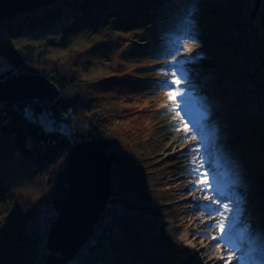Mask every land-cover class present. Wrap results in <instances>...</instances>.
<instances>
[{"label":"trees","instance_id":"trees-1","mask_svg":"<svg viewBox=\"0 0 264 264\" xmlns=\"http://www.w3.org/2000/svg\"><path fill=\"white\" fill-rule=\"evenodd\" d=\"M158 2L59 0L0 21V79L41 75L58 91L50 104L0 103L3 210L16 191L24 197L21 208L8 211L2 221L0 254L7 264L45 263L46 234L61 207L76 143L95 142L108 155L111 198L71 264H140L150 233L145 216L154 214L149 203L158 198L147 190L163 185L169 170L181 176L197 172L195 165L161 156L180 115L187 120L194 110V122L200 119L222 140L231 135L238 144L237 138H244V148L247 143L264 148V10L256 24L252 14L233 17L213 5L201 6L209 35L168 63L167 83L156 54L173 46L162 39L172 35L157 29ZM224 21L246 24L247 31L221 42ZM184 55L196 60L184 63ZM171 82L177 94L187 93L179 111L161 95ZM234 156L224 164L223 179L214 177L220 179L216 185L248 177L250 170L239 171L247 164ZM47 208L52 215L42 231ZM160 256L170 263L171 255Z\"/></svg>","mask_w":264,"mask_h":264},{"label":"rangeland","instance_id":"rangeland-1","mask_svg":"<svg viewBox=\"0 0 264 264\" xmlns=\"http://www.w3.org/2000/svg\"><path fill=\"white\" fill-rule=\"evenodd\" d=\"M206 4L221 9L223 13L233 14V17L244 15V12L246 15L252 14L250 19L256 24H259L258 12L264 10V0H258L255 12L253 0H159L157 6L160 11L155 20L157 29L171 33L172 38L162 39H168L173 45L169 46L171 48H161L156 54V59L165 67L163 73L167 83L171 81L168 63L181 54L182 48L190 49L191 45H199V39L209 35L210 22L206 21L201 13V6ZM241 24L235 26L230 21L220 22L219 41L232 42L242 35V28L247 31V26ZM183 57L184 63L190 59L193 62L196 60L186 55ZM174 87L171 82V87H166L168 92L161 95L165 101H173L179 111L181 102L185 101L181 100V97L187 93L177 94ZM192 114L195 116L196 112L192 110ZM193 116L186 120L180 115L178 127L164 140L161 156H170L180 164L195 165L198 167L195 170L197 172L181 176L169 170L163 175V185L147 190L158 198L149 203L155 215L145 216L150 233L142 248L139 263L166 264L160 255L169 254L172 257L169 264H254L250 262L249 254L252 250L249 246L251 244L252 247L253 242H258L261 231H257V224L251 219L264 216V148L256 149L250 143L244 148V138L238 137V144L231 135L230 138L222 140L215 133L208 132L206 124L200 122V119L195 123ZM236 149L237 154L234 156ZM233 156L240 163L247 164L245 169L239 171L250 170L248 177L239 176L242 182L236 179L229 184L223 183L222 187L216 185L220 179L214 177L220 176L223 179L228 169H224V166L229 165ZM16 192L10 199L11 203L6 206L7 211L3 210L4 203L0 201V229L8 211H17L23 204V195ZM193 196L204 199L206 204L215 209L208 210L207 206L196 202ZM51 215L50 209L43 210L42 231L45 230ZM220 240L226 242L228 251L213 253L209 248L216 246ZM189 241L195 242L196 245H188ZM197 242H201V245H197ZM243 243L248 249L241 253L240 247ZM204 245H207L208 249L202 247ZM2 246L0 241V247ZM231 255L233 256L230 257ZM5 256L0 254V264H7L4 261Z\"/></svg>","mask_w":264,"mask_h":264},{"label":"water","instance_id":"water-1","mask_svg":"<svg viewBox=\"0 0 264 264\" xmlns=\"http://www.w3.org/2000/svg\"><path fill=\"white\" fill-rule=\"evenodd\" d=\"M59 0H0V21L12 20ZM254 1V12L258 0ZM54 84L44 76L22 73L0 79V103L20 104L38 100L53 103ZM111 162L100 145L76 143L67 162V185L57 218L46 234L48 256L44 264H71L89 240V231L100 223L111 198Z\"/></svg>","mask_w":264,"mask_h":264},{"label":"bare ground","instance_id":"bare-ground-1","mask_svg":"<svg viewBox=\"0 0 264 264\" xmlns=\"http://www.w3.org/2000/svg\"><path fill=\"white\" fill-rule=\"evenodd\" d=\"M194 200L196 202H199L200 205L207 206L208 210H211V209L214 210L215 209V207H212V206H209L208 204H206L204 199L194 197ZM251 221L255 222L257 224L256 225L257 231H259V230L261 231L260 232L261 236H260L258 242L252 243V247L254 249L251 247V244L249 246V248L252 250V252L249 254L250 262L251 263L253 262L254 264H264V216L261 217V215H260L257 218H252ZM234 238H237V237H233V239ZM192 241H189L188 245H191V246L196 245V243L192 242ZM197 243H198L197 245H199V244L201 245V242H197ZM202 247H204L205 249L206 248L208 249L207 245H204ZM240 248H241L240 249L241 253H243L244 251H247V249H248V247L245 245V243H243V246ZM209 249L213 250V253H218V252L228 251L229 247L224 240H220V242L218 244H216V246H211V248H209ZM232 256L233 255H231L230 257H232ZM236 257H238V255H236Z\"/></svg>","mask_w":264,"mask_h":264},{"label":"snow or ice","instance_id":"snow-or-ice-1","mask_svg":"<svg viewBox=\"0 0 264 264\" xmlns=\"http://www.w3.org/2000/svg\"><path fill=\"white\" fill-rule=\"evenodd\" d=\"M174 110V109H173ZM177 115H179V113H177ZM227 210V209H226ZM223 223V221H221V224ZM217 227L219 228L220 225H217ZM222 235H223V232H222ZM213 239H219L218 237H213Z\"/></svg>","mask_w":264,"mask_h":264}]
</instances>
